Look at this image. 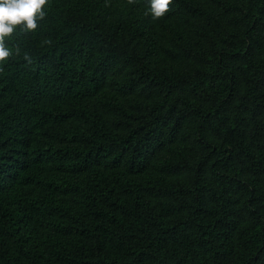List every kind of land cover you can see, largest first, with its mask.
<instances>
[{"label":"trees","instance_id":"1","mask_svg":"<svg viewBox=\"0 0 264 264\" xmlns=\"http://www.w3.org/2000/svg\"><path fill=\"white\" fill-rule=\"evenodd\" d=\"M148 8L47 0L6 41L0 264H264V0Z\"/></svg>","mask_w":264,"mask_h":264},{"label":"clouds","instance_id":"2","mask_svg":"<svg viewBox=\"0 0 264 264\" xmlns=\"http://www.w3.org/2000/svg\"><path fill=\"white\" fill-rule=\"evenodd\" d=\"M132 5L136 0H127ZM173 0H149L148 11L145 15H150L153 21L164 18L171 11ZM47 0H0V65H3L13 55H21L19 46L10 49L6 41L15 34L19 28L23 32H35L39 26V21L45 18L44 8ZM45 44H51V40H45ZM23 59L32 64V58L28 53L23 54ZM3 68L0 67V72Z\"/></svg>","mask_w":264,"mask_h":264}]
</instances>
